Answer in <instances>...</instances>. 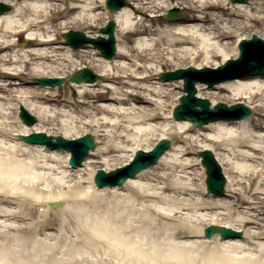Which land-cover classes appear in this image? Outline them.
I'll use <instances>...</instances> for the list:
<instances>
[{
  "label": "bare ground",
  "instance_id": "6f19581e",
  "mask_svg": "<svg viewBox=\"0 0 264 264\" xmlns=\"http://www.w3.org/2000/svg\"><path fill=\"white\" fill-rule=\"evenodd\" d=\"M0 1L11 5V10L0 14V92L5 94L0 95V193L6 201L11 198L18 201L28 199L33 206L18 204L14 210L0 207V218L23 221L25 217L34 215L36 205L44 204V210L40 211L45 215V211H52L46 203L63 201V207L52 212L61 213L64 217L51 220V223L63 225L73 222L88 226L91 232L109 239L114 246H136L153 261L155 258L168 261L204 248L206 242L217 239L204 238V227L218 224L241 230L246 242L241 245L240 239H220L208 250H203L204 264H264V244L253 242L264 240V77L220 82L216 88L232 94L255 114L241 120L211 122L200 128L205 133L199 132L188 121L171 118L175 105L171 97L173 83L155 80V75H159L167 64L178 69L184 62L185 67L220 66L237 55L235 43L239 38H248L252 34L264 38V0H249L246 4L231 0H127L123 8L114 12L105 9L104 0ZM171 8H180L184 12L165 20L163 12ZM137 15L142 17L137 18ZM109 19L115 23L117 33L114 58L106 60L93 48L73 50L63 44L58 45L61 30L69 26L85 30L91 24L101 27ZM252 25L256 26V31L250 29L252 33L244 36L242 32ZM97 35L91 34L93 37ZM15 37H20L21 43L16 42ZM230 39L232 44L228 42ZM22 43H29V46L21 48ZM216 57L221 61L214 62ZM86 66L101 79L94 83H70L78 88L77 96L81 98L70 102L73 109L82 108L78 110L75 123L88 118L84 123L86 126H79L76 134L80 137L83 133H91L92 128L97 129L103 146L90 152L91 158L87 157L82 167L88 166L91 159H101L102 162L116 159L122 156L127 145H138L158 131L159 139L174 138L181 143L172 145L164 153L157 164L160 171L145 170L120 187L100 189L94 188L89 176L88 187H84L83 174H78L82 167L69 169L66 160L60 171L56 151L21 141L13 142L19 135H27L30 131L44 132L38 129L40 124L51 121L53 117H68L66 110L44 105L45 101L55 99L51 97L55 96V88H24L26 78L66 77ZM176 83L181 86V81ZM196 88L197 97L207 95L203 86L198 84ZM22 92L25 95L21 97ZM74 93L71 89L70 95ZM17 94L21 98L18 99ZM13 99L16 106L22 105L36 118L33 127L28 128L20 121L19 126L15 124L17 118L9 106ZM104 113L115 120L97 116ZM157 120L166 124L157 123L151 128L145 126ZM69 133L74 134L64 130L62 135L68 137ZM198 137L202 138L199 149L211 150L217 162L226 165L223 168L227 179L225 192L230 201L209 194L208 200L195 199V193L204 194V186L200 192L188 177L183 182L170 178L176 176L175 173L186 174V169L193 165L184 156L193 146L197 147L195 141ZM65 154V159H68L69 154ZM41 170H47L50 175L61 172V178H49ZM103 191L107 192L106 195L101 194ZM169 192L173 195H168ZM180 195L190 199L183 202ZM156 202H182L183 206L194 211L208 207L223 208L228 218L236 215L232 220L235 224H227L213 216L202 221L192 215L184 219L186 225L165 227L160 221L178 220V212L165 215L155 208L153 204ZM133 220L141 226L135 227ZM49 225L48 220L36 226L3 225L5 231H14L10 240L17 252L15 254L21 257L16 262L0 257V264H39L38 245L33 240V232ZM246 226L255 227L257 231L244 232L243 227ZM135 232L143 236H135ZM197 235L203 237L201 242L192 241L187 245L167 241L169 238ZM10 240L8 236L5 238L6 243ZM140 242H144L143 246ZM249 246H252L254 255H237ZM6 248L11 255V245Z\"/></svg>",
  "mask_w": 264,
  "mask_h": 264
},
{
  "label": "rangeland",
  "instance_id": "374dc122",
  "mask_svg": "<svg viewBox=\"0 0 264 264\" xmlns=\"http://www.w3.org/2000/svg\"><path fill=\"white\" fill-rule=\"evenodd\" d=\"M127 1V0H126ZM125 1V2H126ZM249 0H246L245 2H240L242 4H246ZM127 4V2H126ZM180 12L179 14L176 16L178 17L179 15H181L184 11L181 10L180 8L178 9ZM167 10L163 12V18L165 20H168L165 18V14H166ZM142 16L137 15V18H141ZM174 17V18H176ZM146 24H148L147 22H145ZM98 29L99 26H93V24H91V26L89 28H85V30L83 28L80 27H72L69 26L66 30H61V37L58 39L59 44H62V40L64 37V34L67 30H79V31H83L84 34L86 35H91L92 33H98ZM250 29H252L251 31H256V26L252 25L250 28L248 27V29H245L242 34L248 35L251 31ZM115 32H116V27H115ZM252 33V32H251ZM117 33H115V37H116V43H117ZM21 38L20 37H15V41L16 42H20L21 43ZM229 43L231 42L232 44V39H230L228 41ZM117 45V44H116ZM115 45V47H116ZM21 48H26L29 46L28 44L22 43V45H20ZM90 46V47H87ZM90 48L92 50V46L91 45H84L81 46L80 48H84L85 49ZM69 48V47H68ZM71 49V48H69ZM79 49V48H77ZM77 49H73V50H77ZM96 50V49H95ZM97 51V50H96ZM93 52V51H92ZM99 54V52H98ZM115 56V55H114ZM114 56L112 58H114ZM111 58V59H112ZM75 60H78V58H75ZM221 61L220 57H216L214 58V62H219ZM186 63L184 62L183 65H180L182 67H185ZM214 64H211L209 66H213ZM176 69L174 66L172 65H165L163 67L162 71H172ZM75 71V70H74ZM95 72V71H94ZM70 75V74H69ZM67 75L65 77L66 81L63 85L55 88V96H51L54 97L56 103L54 102V100H50V101H45L44 105L48 106V107H53V108H58V109H64L66 110V112L68 113V117H62V116H57V117H53L51 121L45 122V123H41L38 129L43 130L45 133L49 134V135H62L64 133V130H69V131H73L74 134L69 133L67 138H72V137H77L78 135L76 134V131H79V126L81 127H85L86 125H84V123H86V121H88L86 119H83L81 122L82 123H75V120H77L78 118V110H82V108L78 107V110L73 109V106L71 105L70 102L72 101H78L81 98L77 96V87H74L72 85H70V83L67 81L68 76ZM156 79L155 80H160L158 75H155ZM27 79V83H25V85H23L24 88L26 87H30V88H35V87H40L38 85H34L31 82L30 78H26ZM101 79V77H100ZM161 81V80H160ZM173 83L172 89L173 91L171 94V97H173L172 99H174L173 101L175 102V104H177V100L179 95H181L183 92L182 91V83L181 86L178 87V84L176 83V81H169ZM198 85V84H197ZM196 85V86H197ZM201 85V87L203 86V89L207 92V95L203 96L204 98H207L208 101H210L211 103H217V102H223L226 104H233L237 101H239V99H237L236 97H234L232 94L224 91V90H220L218 88H216L217 85H215L213 88H208L205 84H199ZM175 86V87H174ZM73 89L75 91V93L73 95H70V90ZM40 92V90H37ZM21 97L25 95V93H20ZM20 94H17L18 99L21 98ZM0 95H5L4 93L0 92ZM59 103V104H58ZM61 105H67L66 107H61ZM10 106V111L12 112V115H14L17 118V122L15 123L17 126L20 125V122H22L20 120V118L18 117V105L16 106V100H11V102L9 103ZM61 107V108H60ZM84 109V108H83ZM252 110V115L253 116L255 114V112ZM172 112V110H171ZM70 116V117H69ZM98 117H104L107 120L110 121H114L115 118L113 116H110L109 114H100L97 115ZM172 117V116H171ZM13 121V119H12ZM20 121V122H19ZM23 123V122H22ZM158 124H166V122H164L163 120H157V122L155 123H151V124H147L145 125L146 127H152V126H156ZM191 124V123H190ZM35 124H33L32 126H27L28 128L33 127ZM194 126L195 129H198L199 132H203L205 133L206 131H200L199 126H196L194 124H191ZM79 127V128H78ZM90 128V127H89ZM73 129V130H72ZM34 131H30L29 133H32ZM90 132L94 135L93 137H95V143H96V147H101L103 146V143H101V141L103 140L100 132L97 129L92 128V130H90ZM157 132L153 133V135H151V137L147 138L146 140H144L142 143L135 145V144H130L127 145L126 149L124 150L122 156L116 158V159H112L108 160L106 162H102L100 161L101 159H91L90 161H92L88 166L86 167H82L83 164L80 166L82 167L81 170L78 171V174H83V179L85 180L86 183H84V187H88V180H89V176L93 177L95 171L97 169H105V170H111L116 168L117 166H121L122 164L126 163V161L129 160V158H131V156L133 155L134 151L137 148H150L153 146V143H155L159 137L157 136ZM189 134L192 135H196V133L193 132H189ZM199 139H197L196 142V146H193V149H191L189 152H187L184 156V158H187L189 160L192 161L191 166H189L186 169V174H181V173H175L176 176H171L170 178L172 180H180V181H186L183 180L185 177H188V180L192 181L195 184V187L197 190H199L200 192H203V190H201V187L204 186V171L203 168L200 166V161L198 159V145L201 144V140L202 138L198 137ZM18 141L17 138L13 139V142ZM23 143V142H22ZM25 144V143H24ZM172 145L174 146H178L181 145V143L179 141H176L174 138H171V147ZM95 147V148H96ZM170 147V148H171ZM22 148H24V146H22ZM170 150V149H169ZM168 150V151H169ZM200 150V149H199ZM167 151V152H168ZM57 156L59 158V169L61 171V164H64V161H66V152L64 151H56ZM92 152V151H90ZM90 152L87 155V157H90ZM87 157H85L87 159ZM23 158V157H22ZM91 158V157H90ZM85 159V160H86ZM160 161V160H159ZM85 162V161H84ZM83 162V163H84ZM51 164H54L52 162H48ZM159 164V162L157 163ZM157 164H154L153 166L149 167L146 170H154L155 172L160 171V167H158ZM226 167V165H224ZM223 165H221L222 169L224 168ZM78 167V168H80ZM224 171V170H223ZM222 171V172H223ZM41 173H47L46 176L49 178H61V172H57L54 173L53 175H50V172H48L47 170H41ZM72 173V172H71ZM225 174V173H224ZM179 175L184 176V177H179ZM155 184V183H154ZM160 186V184H158ZM205 189V186H204ZM123 192L122 190H119V192ZM106 191H103V195H106ZM168 195H173V193L169 192L167 193ZM195 199H204V200H208L209 197H207V195L202 193V195L200 196L199 194L193 196ZM219 198H222V200H231L227 195L226 192L223 196H220ZM8 199V198H7ZM179 199L184 201H187L190 199L189 196L186 195H180ZM0 207H6L9 209H17L18 204H22L24 207H33L31 206L30 200H25V201H18V200H14V199H8L6 201L3 193H0ZM59 202V201H56ZM182 202H176L173 204L167 203V202H163V203H155L153 205H155V208L166 214H172L174 211L178 212L176 215L178 216V220L177 219H170V220H161L160 222L163 223V225L165 227H170V226H174V225H186L184 223V219H187L188 217L192 216V217H200L202 219V221H205V219L211 218L213 217H218V219H220V221L222 222H226L227 224L230 225H234L235 223L232 221L233 219H235L236 215L233 214L231 216V218H228V216L226 215V211L223 208H202V209H198L196 211L189 209L188 207H185L181 204ZM44 204H40V205H36L35 206V213L32 216H27L24 218L23 221H14L13 219H5V218H0V224H2V226H0V257L3 258L6 261H12V262H16L18 259H20L21 256L16 255L15 253L16 250L14 249L13 245H12V241L10 240V238L12 237V235L14 234L12 232V230H9L8 232L4 230L3 225L5 224H23V225H32V226H36L38 223L43 222L44 220H48L50 225L45 229L40 230L39 228H36V231L33 232V240H35L37 242V247H38V253L39 256L37 258V263L39 264H204L202 261V252L203 250H208L209 247H211L213 243L220 241V238L217 237V239L211 241V242H206V246L204 248L199 249L196 252H188L185 255H182L181 257H176V258H172L171 260H164V259H157L155 258L154 261L149 259L145 254H143L140 251V248H137L136 246L133 247H128V246H114L112 244V242L109 241V239L102 237V236H98L96 233L91 232V228L88 226H80L79 224L76 223H63V225L58 223H51V220H56L58 218L64 217V215H62L61 213H54L52 212L54 210V208H49L48 209L52 210V211H45V215L40 211V210H44ZM60 208V207H59ZM57 209V208H55ZM179 218H182V220H180ZM132 224H134L135 227H140L141 225L134 221L132 222ZM244 232H256L257 229L255 227H250V226H246L243 227ZM86 230V231H85ZM9 237L10 243H6L5 242V238ZM135 236H143L142 233L139 232H135ZM244 236V233H243ZM244 238V237H243ZM240 239L241 242H239L241 245H243L246 242V239ZM203 240L202 237L197 236H191V237H177L175 239H171L169 238L167 241L173 243H180V242H184L190 244L192 241L193 242H201ZM167 241H164V243L166 244ZM253 242H262L264 244V240H254ZM141 243V242H140ZM144 243V242H143ZM143 243H141V245L143 246ZM3 244V245H2ZM11 245L12 248V252L11 255L8 254V248H6V246ZM56 245V246H54ZM54 246V249H51V247ZM207 248V249H206ZM252 246H249V249L244 250L242 252H238L237 255H254L255 252H253V250L251 249ZM168 249V246H167ZM252 250V251H250Z\"/></svg>",
  "mask_w": 264,
  "mask_h": 264
},
{
  "label": "water",
  "instance_id": "95a60500",
  "mask_svg": "<svg viewBox=\"0 0 264 264\" xmlns=\"http://www.w3.org/2000/svg\"><path fill=\"white\" fill-rule=\"evenodd\" d=\"M125 0H106L105 5L111 11H116L125 5ZM245 1V0H232ZM10 6L0 2V14L8 11ZM178 11H168L166 18L174 17ZM107 25L101 27L99 32L106 34L107 37L97 36L95 38L84 35L81 31L69 30L65 33L64 45L71 48H78L83 44L90 43L101 52V55L107 59L115 54V25L113 21L106 23ZM250 40L243 39L239 43V55L234 60H227L225 64L220 65L215 69L203 68L196 69L189 67L188 69H179L173 72H164L160 74L163 80L184 78V91L187 95L180 97V104L173 110V116L177 120H188L193 124L201 126L215 120H233L243 119L251 115V110L244 103L238 102L228 106L225 103H217L211 109L210 102L205 98L195 97L196 89L194 82H205L212 87L220 81L230 80L233 78L243 77L247 75H264V39L251 36ZM211 74V75H209ZM70 82H94L99 79V75L92 70L84 67L69 76ZM34 84H41L43 86L49 85L57 87L64 82L62 77H34L31 78ZM19 117L27 125L35 123L36 119L29 114L23 107H20ZM19 139L30 144H43L49 149L63 148L71 152L70 164L72 166L79 165L84 159L89 150L95 148L93 137L86 134L75 140H65L62 137L47 136L45 133H32L30 135H20ZM53 139L55 141H53ZM170 146V141L161 139L151 151L143 152L137 151L134 159L128 165L117 168L108 173L99 169L95 175L94 182L98 187L121 185L128 177H134L137 173L144 170L150 165L155 164L159 157ZM201 157V164L205 168L206 173L205 184L207 191L214 195H223V185L225 178L221 172L220 165L212 152L209 150L199 151ZM48 207H59V203H47ZM213 233H217L221 238H240L241 232L229 229L223 226L210 225L205 229V236L210 237Z\"/></svg>",
  "mask_w": 264,
  "mask_h": 264
}]
</instances>
